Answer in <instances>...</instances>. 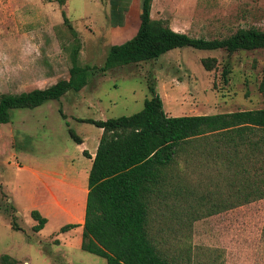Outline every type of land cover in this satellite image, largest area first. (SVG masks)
Instances as JSON below:
<instances>
[{"label":"rangeland","instance_id":"obj_1","mask_svg":"<svg viewBox=\"0 0 264 264\" xmlns=\"http://www.w3.org/2000/svg\"><path fill=\"white\" fill-rule=\"evenodd\" d=\"M139 10L140 0H68L65 13L73 33L63 23L56 0H0V96L67 78L77 42L79 63L101 66L108 47L122 35L116 23L121 25L128 16L132 25ZM151 13L152 18L195 37H226L239 27L264 30V0H151ZM204 57L216 59L212 69L203 67ZM223 67L230 68L226 83ZM263 70L264 48L229 56L222 49L186 46L156 60L96 73L81 90L67 91L60 99L11 109L10 121L0 123V255L9 254L18 264H27L26 260L30 264H107L105 258L80 246L57 249L61 242L55 232L61 218L48 217L41 234L32 230L36 221L29 214L28 201L23 197L18 210L11 193L19 166L38 165L57 171V177L65 162L80 170L85 157L68 129L84 136L86 147L92 145L99 128L77 118L133 114L151 97L149 85L159 93L170 116L262 108ZM196 147L187 148L170 167V186L178 187L177 191H170L165 205L154 203L150 208L152 241L175 264H264V197L236 203L255 174L229 166L224 147L205 142ZM66 153L74 157L68 161L63 157ZM255 176L264 178L261 173ZM258 187L264 189V183ZM13 220L22 230L11 228Z\"/></svg>","mask_w":264,"mask_h":264},{"label":"trees","instance_id":"obj_2","mask_svg":"<svg viewBox=\"0 0 264 264\" xmlns=\"http://www.w3.org/2000/svg\"><path fill=\"white\" fill-rule=\"evenodd\" d=\"M66 1L56 0L63 23L76 33L62 8ZM113 15L111 9V17ZM186 46L200 50L222 49L230 56L239 50L264 48V30L239 27L221 38L190 36L172 29L161 19L152 18L151 0H144L135 34L122 43L111 44L101 66L80 64V44L77 42L72 49L67 78L44 88L0 96V123L10 121L11 109L34 108L49 100L60 99L67 91L81 90L96 73L156 60L172 49ZM215 62L212 57L201 59L207 70L212 69ZM229 72L230 68L223 67L225 83ZM148 89L151 97L146 98L143 107L133 114L107 119L77 118L79 122L102 129L87 178L80 247L105 258L107 264H175L152 241L148 220L152 204L165 205L170 191H177L178 187L170 186V167L187 148H197L201 142L209 143L211 147H224L229 166H235L247 175L251 172L264 174V107L170 116L163 108L159 93L151 85ZM259 91L264 100V70ZM68 133L74 142H82L73 129L69 128ZM83 154L91 158L86 150ZM208 154L212 155V151ZM255 175L246 181L249 189L237 204L264 197V189L258 187L264 183V178L258 179ZM30 215L36 221L32 230L38 232L46 219L36 209L31 210ZM10 225L14 230H22L14 220ZM76 226L78 224H65L60 231ZM0 264L18 263L4 253L0 255Z\"/></svg>","mask_w":264,"mask_h":264},{"label":"crops","instance_id":"obj_3","mask_svg":"<svg viewBox=\"0 0 264 264\" xmlns=\"http://www.w3.org/2000/svg\"><path fill=\"white\" fill-rule=\"evenodd\" d=\"M67 3L68 0L65 5L62 6L64 11H66ZM139 13L140 10L138 14ZM132 23V25L129 24L128 16L122 19L121 25L117 23L115 27H121L122 29L118 30L119 32L115 30V32L119 34L122 33V35L118 37L121 41H113L111 44L122 43L135 34L139 23V15H137V19ZM130 25L134 26L135 29L131 28ZM171 28L173 29V27ZM112 38H117L114 32ZM101 134L102 129L99 128L92 141V145L88 147H86L85 144L86 138L81 136L82 142L79 143V151L85 159H81L80 165L82 167L80 170L73 169L72 163L65 162L64 164H66V167H64L63 173L60 177H57V171L44 170L38 165L35 167L19 166L21 172L18 171L19 174L16 177L15 187L12 188L13 192L11 191L16 198L15 208L19 210V205L23 204L22 198L25 197L28 201L27 207L29 214L31 210L36 209L41 216L46 219L42 229L48 224V217L53 216L61 218V222L57 225L58 230L55 232L61 242V247L57 249L70 250L73 249L74 246H81L82 223L84 220L87 194V178L92 163V157L96 151ZM83 150H86L91 155V158L84 156ZM63 157L67 158V160L69 158L70 160L74 156L70 153H66ZM25 172H27V174H24ZM79 193L80 195L76 196ZM70 223L78 224V226L66 231H60L63 225ZM33 225L34 224L31 226ZM42 229L37 233L41 234ZM26 262L30 264L28 260H26Z\"/></svg>","mask_w":264,"mask_h":264},{"label":"water","instance_id":"obj_4","mask_svg":"<svg viewBox=\"0 0 264 264\" xmlns=\"http://www.w3.org/2000/svg\"><path fill=\"white\" fill-rule=\"evenodd\" d=\"M144 5V0H140V7H143Z\"/></svg>","mask_w":264,"mask_h":264}]
</instances>
